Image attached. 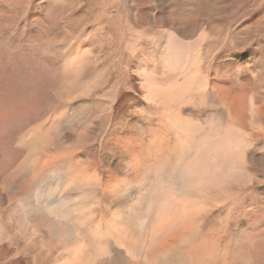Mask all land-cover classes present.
Segmentation results:
<instances>
[{
    "label": "rangeland",
    "instance_id": "rangeland-1",
    "mask_svg": "<svg viewBox=\"0 0 264 264\" xmlns=\"http://www.w3.org/2000/svg\"><path fill=\"white\" fill-rule=\"evenodd\" d=\"M0 264H264V0H0Z\"/></svg>",
    "mask_w": 264,
    "mask_h": 264
},
{
    "label": "bare ground",
    "instance_id": "bare-ground-1",
    "mask_svg": "<svg viewBox=\"0 0 264 264\" xmlns=\"http://www.w3.org/2000/svg\"><path fill=\"white\" fill-rule=\"evenodd\" d=\"M149 17V16H148ZM148 25V24H147ZM189 31V30H188ZM157 54V53H156ZM155 55V54H154ZM153 55V56H154ZM156 58H158V57H156ZM156 58H155V62L157 61L156 60ZM160 59H158V63L160 62V63H162L163 62V56H160L159 57ZM154 59V58H153ZM160 63H159V65H160ZM155 64V63H154ZM156 65V64H155ZM158 65V66H159ZM157 66V65H156ZM156 68V67H155ZM88 71V70H87ZM89 72V71H88ZM93 72V71H92ZM92 72L90 73V75H92ZM89 75V74H88ZM89 75V76H90ZM111 77V76H110ZM108 77L107 78V80L108 81H111V78H113V77ZM165 78V77H164ZM106 80V81H107ZM113 80V79H112ZM113 82V81H112ZM109 89V88H108ZM57 90V89H56ZM104 91V90H103ZM107 91V90H106ZM61 92V91H60ZM110 92V91H109ZM98 93H93V96H95V95H97ZM110 95V93L108 94V92H107V94H105L104 95V93H103V96H104V98H108V96ZM166 96V95H165ZM94 98V97H93ZM102 98V97H101ZM178 98V97H177ZM56 99H57V101L59 100V95H57V97H56ZM55 98H54V100H56ZM103 99V98H102ZM102 99L98 102H96V103H94V110H93V114H95L96 113V117L97 116H99V115H97V114H100L99 113V111H103L104 109L103 108H105L104 107V104H103V102H102ZM93 100H95V98L93 99ZM107 100V99H106ZM179 100V99H178ZM60 101H58V103H59ZM122 108V107H121ZM148 109H149V106H148ZM106 112V111H105ZM104 112V113H105ZM117 114V113H116ZM104 115V114H103ZM107 115V114H106ZM74 121V120H73ZM116 122L117 123H115L114 122V128H115V130H116V127H118V128H121V127H123V128H125V129H129L130 127H132L133 126V128L134 127H137V128H141V126H142V120L141 119H139L138 117H136V116H134L132 113H130L129 111L127 112L126 111V108L123 110V109H121V110H119V112H118V114H117V120H116ZM168 125V124H167ZM100 126V125H99ZM103 126V125H102ZM113 126V125H112ZM117 132V131H116ZM188 154V153H187ZM119 155V154H118ZM121 155V154H120ZM111 163H112V161H111ZM115 166H117L118 164H114Z\"/></svg>",
    "mask_w": 264,
    "mask_h": 264
}]
</instances>
